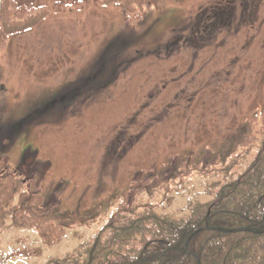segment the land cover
<instances>
[{
  "label": "rangeland",
  "instance_id": "374dc122",
  "mask_svg": "<svg viewBox=\"0 0 264 264\" xmlns=\"http://www.w3.org/2000/svg\"><path fill=\"white\" fill-rule=\"evenodd\" d=\"M13 1L46 10L0 36V160L70 224L50 245L8 221L0 264L68 257L124 198L178 215L208 200L264 118V0H150L141 18Z\"/></svg>",
  "mask_w": 264,
  "mask_h": 264
},
{
  "label": "trees",
  "instance_id": "16d2710c",
  "mask_svg": "<svg viewBox=\"0 0 264 264\" xmlns=\"http://www.w3.org/2000/svg\"><path fill=\"white\" fill-rule=\"evenodd\" d=\"M102 2L136 18L150 9V0ZM44 10L1 0L0 36L31 30L43 21ZM257 124L240 153L215 170L221 178L217 190H209L208 200L192 202L186 215L159 213L155 204L124 198L91 240L48 264H264V118ZM37 187L24 184L0 160V229L11 221L14 227L37 230L45 244L54 245L66 234L62 221L70 224V219L49 209ZM210 228L258 232L226 234ZM198 230L203 231L186 252L188 238Z\"/></svg>",
  "mask_w": 264,
  "mask_h": 264
},
{
  "label": "water",
  "instance_id": "95a60500",
  "mask_svg": "<svg viewBox=\"0 0 264 264\" xmlns=\"http://www.w3.org/2000/svg\"><path fill=\"white\" fill-rule=\"evenodd\" d=\"M211 230H213V231H217V232H221V233H234V232L237 231V230H224V229H220V228H218V229L215 228V229H211ZM201 231H203V230H198V231H196L194 234H192V235L189 237V239H188V241H187V244H186V249L188 248V245H189V243L191 242V240L193 239V237H194L195 235H197L198 233H200ZM240 231L250 232V233H257V232H258L257 230L250 229V228L242 229V230H240Z\"/></svg>",
  "mask_w": 264,
  "mask_h": 264
}]
</instances>
